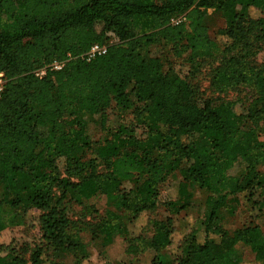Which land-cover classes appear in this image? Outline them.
<instances>
[{
	"label": "trees",
	"instance_id": "obj_1",
	"mask_svg": "<svg viewBox=\"0 0 264 264\" xmlns=\"http://www.w3.org/2000/svg\"><path fill=\"white\" fill-rule=\"evenodd\" d=\"M208 8L225 18L215 40L203 21ZM251 8L264 12V0H0V233L5 204L16 208L24 196L42 231L31 264H85L90 246L103 248L116 236L125 238L126 254L151 249L150 264H165L160 251L178 232L172 220L147 221L148 235H131L130 226L154 209L158 183L175 171L180 195L192 181L219 199L210 200L203 237L183 235L174 263L166 264H241L237 243L264 264L261 226L227 229L217 212L227 196L243 194L264 213L255 199L264 192V63L250 61L264 41V17H252ZM108 33L116 42L105 45ZM95 44L105 51L87 59ZM218 50L210 87L246 86L248 104L197 101L188 78L171 74L163 56L182 57L193 77ZM114 109L130 111L145 136L116 122ZM79 113L89 120L77 121ZM93 132L104 135L94 139ZM129 181L134 188L126 192ZM100 198L103 214L94 203ZM72 200L91 219L73 220ZM25 251L0 245V264H28Z\"/></svg>",
	"mask_w": 264,
	"mask_h": 264
},
{
	"label": "rangeland",
	"instance_id": "obj_2",
	"mask_svg": "<svg viewBox=\"0 0 264 264\" xmlns=\"http://www.w3.org/2000/svg\"><path fill=\"white\" fill-rule=\"evenodd\" d=\"M249 13L252 17H264V12H260L254 9H249ZM182 19V16L172 19V22H178ZM204 24L207 27L209 37L212 40L216 39L217 31L225 26L224 16L212 9L208 8L204 10ZM105 45L116 42V39L112 33L107 34ZM218 45V44H217ZM258 50L252 59L250 60L254 65H260L264 63V41L258 43ZM170 47V46H169ZM219 50L224 47L218 45ZM215 53L210 58L204 59L199 68V71L192 75L189 74L190 67L182 57L173 56L171 51L163 53L168 63L171 66V74H175L181 78H188L192 87L195 89V99L197 101L208 100L212 104H218L225 100H241L244 104H248L253 92L246 86H238L227 89L223 92L213 91L209 85V78L211 70L220 64L223 54L220 51ZM41 69L36 71V74H41ZM111 116L117 122L116 117L120 122L126 124L129 128L134 129V134L137 137H144V129L136 126L133 114L130 111H119L114 109L111 111ZM76 120L79 122H85L89 120L87 113H79L76 116ZM92 138H97L98 134L103 136L102 133H92ZM196 141H200L199 137L195 138ZM240 166L234 168V173ZM99 170H102V168ZM257 170L262 173L263 166L258 165ZM182 181V176L178 171L167 176L163 181L158 183V202L153 210L141 214L138 219L130 226V234L137 235L147 231L150 226L147 221L154 219L157 221L166 220L170 218L174 228L178 231L175 236L173 233V243L160 251L161 261L166 263H174V254L177 252L178 240L191 230H196L199 238L203 237L202 223L207 215L211 212L212 205L210 200H218V195L206 191L201 188L197 182H188L186 184L187 193L180 195L179 183ZM122 188L127 192L131 188H134L131 181L124 182ZM55 194L58 195L60 190L55 188ZM260 195H256L255 199H258L260 203H264V192L259 191ZM21 204L16 208H11L5 204V222L6 229L0 233V245L9 246H24L26 248L24 257L28 264H31V254L35 246L42 243V231L37 220L38 211L30 209L26 212L25 197L22 196ZM73 197V195H71ZM4 197L0 189V200L3 201ZM70 215L73 220H79L81 218L91 219L88 214L82 211L81 206L73 200L70 202ZM95 206L98 208V212L103 214V210L106 207V202L103 198L96 200ZM108 206L122 213V208L117 204L115 199L108 201ZM250 204L246 201V197L243 194L229 195L225 198L218 209V214L221 217L222 225L227 229H234L238 227H244L252 224H258L264 230V213L258 211L257 207L250 208ZM257 206V205H256ZM148 225V226H147ZM148 228V229H146ZM125 238L122 236H116L112 241L106 243L101 248L98 246H90L89 259L85 264H150V260L153 256L151 249L142 251L139 255L132 256L126 254ZM234 255L237 258H241V264H256L250 249L242 243H237L234 246Z\"/></svg>",
	"mask_w": 264,
	"mask_h": 264
},
{
	"label": "built area",
	"instance_id": "obj_3",
	"mask_svg": "<svg viewBox=\"0 0 264 264\" xmlns=\"http://www.w3.org/2000/svg\"><path fill=\"white\" fill-rule=\"evenodd\" d=\"M105 51V46H99L97 44L93 45L90 50L86 53V58L90 59L92 57H94L96 54L102 53ZM61 63H54L52 64L51 68L54 69H59L61 67ZM41 74H37V75H43L45 72V69H41ZM3 87H4V79L2 77V73H0V94L3 91Z\"/></svg>",
	"mask_w": 264,
	"mask_h": 264
}]
</instances>
